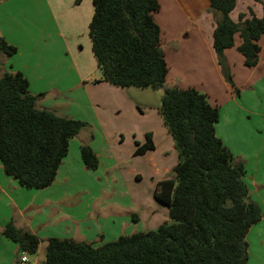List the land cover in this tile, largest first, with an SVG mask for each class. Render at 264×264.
<instances>
[{
    "label": "crops",
    "instance_id": "1",
    "mask_svg": "<svg viewBox=\"0 0 264 264\" xmlns=\"http://www.w3.org/2000/svg\"><path fill=\"white\" fill-rule=\"evenodd\" d=\"M76 1L0 0V37L17 49L12 56L0 53V76L21 72L31 94H44L37 101L38 109L86 124L69 141L48 187H21L0 163V264H20L17 244L1 234L9 221L40 241L37 252L27 255L23 264H43L48 238L98 247L122 235L155 230L170 219L168 208L155 197V188L173 177L178 156L172 137L158 111L146 108L143 91L102 81L88 35L92 0ZM157 1L160 9L154 20L168 65L163 89L194 88L218 107L215 134L234 162L243 164L249 199L262 213L246 235L247 264L250 259L264 264V36L254 67L244 65L238 35L234 46L223 52L231 86L212 48L219 15L209 0ZM263 4L264 0H236L230 18L234 22L240 14L249 18L250 10L260 18ZM148 133L153 148L135 155ZM83 145L97 156L96 170L85 168L80 156ZM105 196L110 200L95 206ZM83 197L94 201L77 202Z\"/></svg>",
    "mask_w": 264,
    "mask_h": 264
},
{
    "label": "trees",
    "instance_id": "2",
    "mask_svg": "<svg viewBox=\"0 0 264 264\" xmlns=\"http://www.w3.org/2000/svg\"><path fill=\"white\" fill-rule=\"evenodd\" d=\"M209 2L219 15L212 48L226 81L233 86L223 52L234 46L238 35L237 49L244 65L257 64L264 36V4L260 18L250 10L249 18L240 14L234 22L230 13L236 0ZM92 4L88 35L102 81L120 88L162 90L158 114L172 137L178 161L173 177L157 183L155 197L168 208L170 220L155 230L122 235L98 247L86 241L48 238L43 264H247L246 235L261 219V209L249 199L243 164L234 162L215 134L218 107L194 88L163 89L168 65L162 33L154 20L158 1L92 0ZM16 52L0 37V53L12 56ZM43 96L29 92L21 72L0 76V163L4 173L26 189L52 184L69 141L86 126L38 109L37 101ZM145 138L135 155L153 148L151 134ZM80 156L85 168H98V158L89 146L80 147ZM1 234L17 244L19 255H34L40 244L36 235L11 221Z\"/></svg>",
    "mask_w": 264,
    "mask_h": 264
},
{
    "label": "rangeland",
    "instance_id": "3",
    "mask_svg": "<svg viewBox=\"0 0 264 264\" xmlns=\"http://www.w3.org/2000/svg\"><path fill=\"white\" fill-rule=\"evenodd\" d=\"M137 91H143V96H142V99L145 100L146 104H147V107L148 109H154L155 111H158V108L160 106V100H161V96H162V91H153V90H150V89H147V90H140V89H136ZM82 135V134H81ZM82 137V136H80ZM110 197H99L96 201H95V206L97 207H101L100 206V203L103 204V202L107 199H109ZM72 198L69 199V201L71 200ZM78 201L77 202H86L85 204H90L91 202L90 201H94V200H90L89 198H86V197H83L82 199L81 198H78L77 199ZM74 201V200H73ZM72 201V202H73ZM84 204V203H83ZM103 211V210H101ZM105 212V211H103ZM170 220V219H169ZM133 231V230H132ZM124 232H131V231H128V230H125ZM45 245V244H44ZM94 247H97L96 245H93ZM44 247V246H43ZM248 262V261H247ZM249 264H256L254 263V260L250 259L249 261Z\"/></svg>",
    "mask_w": 264,
    "mask_h": 264
},
{
    "label": "built area",
    "instance_id": "4",
    "mask_svg": "<svg viewBox=\"0 0 264 264\" xmlns=\"http://www.w3.org/2000/svg\"><path fill=\"white\" fill-rule=\"evenodd\" d=\"M27 253L26 252H22L21 254H20V258H19V263L20 264H23V263H25V262H27L28 261V257H27Z\"/></svg>",
    "mask_w": 264,
    "mask_h": 264
}]
</instances>
